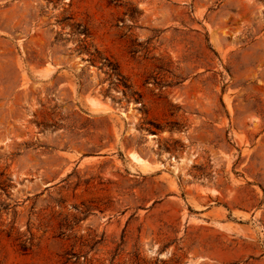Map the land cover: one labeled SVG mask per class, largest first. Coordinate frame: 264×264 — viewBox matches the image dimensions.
Returning a JSON list of instances; mask_svg holds the SVG:
<instances>
[{"label": "rangeland", "instance_id": "rangeland-1", "mask_svg": "<svg viewBox=\"0 0 264 264\" xmlns=\"http://www.w3.org/2000/svg\"><path fill=\"white\" fill-rule=\"evenodd\" d=\"M0 264H264V0H0Z\"/></svg>", "mask_w": 264, "mask_h": 264}, {"label": "bare ground", "instance_id": "bare-ground-1", "mask_svg": "<svg viewBox=\"0 0 264 264\" xmlns=\"http://www.w3.org/2000/svg\"><path fill=\"white\" fill-rule=\"evenodd\" d=\"M132 155V154H131ZM132 157V160L134 161V162H136L137 164H142V160H140V159H136L134 156H131ZM144 165V164H143Z\"/></svg>", "mask_w": 264, "mask_h": 264}]
</instances>
